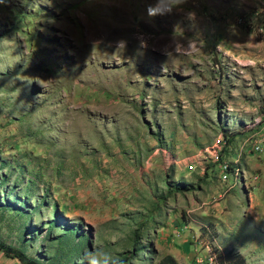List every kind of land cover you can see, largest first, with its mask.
Instances as JSON below:
<instances>
[{
	"label": "rangeland",
	"instance_id": "374dc122",
	"mask_svg": "<svg viewBox=\"0 0 264 264\" xmlns=\"http://www.w3.org/2000/svg\"><path fill=\"white\" fill-rule=\"evenodd\" d=\"M155 2L0 0L2 243L45 264L229 245L264 264V0L149 18ZM219 134L253 182L222 192L204 150Z\"/></svg>",
	"mask_w": 264,
	"mask_h": 264
},
{
	"label": "built area",
	"instance_id": "2783aa9c",
	"mask_svg": "<svg viewBox=\"0 0 264 264\" xmlns=\"http://www.w3.org/2000/svg\"><path fill=\"white\" fill-rule=\"evenodd\" d=\"M256 29L258 31H261L264 33V16L262 21L257 25ZM258 108L261 109V112L258 113V117L255 118V121H260L262 124H264V103L258 104ZM227 139V135L223 136L219 134L217 137L214 138V141L205 146L204 150L207 153V158L215 163L216 167L218 168L217 176L220 179L221 182V189L222 192L228 191L229 188L235 185L236 182L241 181L243 184H246L247 182H253L254 177H251L250 175H241V177L238 174V165L237 162L239 161V157L235 156L233 159V162L236 166H234L233 163L230 161L223 160V147L225 145ZM253 148H258V145H254ZM195 166V161H190L188 163V168H192ZM174 233L177 234V230L174 231ZM178 235V234H177Z\"/></svg>",
	"mask_w": 264,
	"mask_h": 264
},
{
	"label": "trees",
	"instance_id": "16d2710c",
	"mask_svg": "<svg viewBox=\"0 0 264 264\" xmlns=\"http://www.w3.org/2000/svg\"><path fill=\"white\" fill-rule=\"evenodd\" d=\"M230 135H228L229 137ZM0 250L7 256L13 257L20 264H45L39 261L33 255H27L22 248H13V246L7 245L0 241ZM173 259L170 256L164 257L162 259V264L172 263ZM189 264H246L244 255L236 249L235 246L229 245L222 250L218 247L212 249V261H208L204 258L201 261L191 260Z\"/></svg>",
	"mask_w": 264,
	"mask_h": 264
},
{
	"label": "clouds",
	"instance_id": "9594fccd",
	"mask_svg": "<svg viewBox=\"0 0 264 264\" xmlns=\"http://www.w3.org/2000/svg\"><path fill=\"white\" fill-rule=\"evenodd\" d=\"M184 3V0H156L155 3L150 4L146 9L147 16L154 18L156 16L170 15L174 9L178 8L179 5ZM87 258L89 264H107V261L102 262L101 258L96 256L94 253H88ZM111 264H118V261L108 256Z\"/></svg>",
	"mask_w": 264,
	"mask_h": 264
},
{
	"label": "crops",
	"instance_id": "0c3cea01",
	"mask_svg": "<svg viewBox=\"0 0 264 264\" xmlns=\"http://www.w3.org/2000/svg\"><path fill=\"white\" fill-rule=\"evenodd\" d=\"M0 264H20L16 259L13 257H9L5 255L1 250H0Z\"/></svg>",
	"mask_w": 264,
	"mask_h": 264
}]
</instances>
